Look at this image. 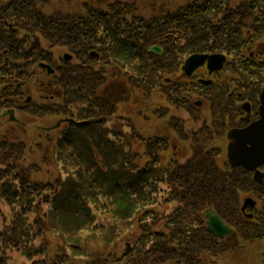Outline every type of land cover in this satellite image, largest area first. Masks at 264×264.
Masks as SVG:
<instances>
[{"label": "rangeland", "instance_id": "obj_1", "mask_svg": "<svg viewBox=\"0 0 264 264\" xmlns=\"http://www.w3.org/2000/svg\"><path fill=\"white\" fill-rule=\"evenodd\" d=\"M51 2L53 6L45 5L40 11L51 22L59 17L68 20L67 29L63 28V32L58 33L59 37L50 33L45 27L48 24L38 21L29 25L25 20L17 25L10 23L8 26L11 31L9 41L12 34L18 40L26 37L23 45H27L32 40L33 43L37 41L46 43L45 40L55 39L56 41L51 42V45L56 56L53 57L54 59L33 56L25 58L26 61L21 63L24 69H28L27 79L25 78L24 82L31 85L26 91L28 94L22 96L21 104L25 105V101L28 103L33 97L38 99L51 95L49 101L41 105L33 104L34 109L29 106L28 108L33 110L32 113L27 114V110L21 104L18 106L16 101L5 99L7 103L5 109L8 113L15 111L12 112L15 118L7 120L6 115L0 116V229L8 227L3 231L8 232V240L11 235L10 245L14 248L8 246L5 262L8 264H254L251 260V249L243 246V224L247 223V220L243 218L240 205L247 195L239 194L236 197L233 194L238 209L235 205L228 208L229 202L233 200H230L229 193L223 194V191L226 184H228L227 190H232L233 186L234 191L238 178H242L241 171L233 170L226 165L229 142L226 139L227 133L239 130L237 126L243 123L239 120L243 113L239 106L242 108L243 104H254L256 99L248 93L249 89L254 84L253 88L264 84V21L257 20L255 25L254 22L250 25L248 19H243V14L248 17L259 14L263 17L264 5L261 7L260 4V9L254 10L247 6L251 0H51ZM117 2L123 3L124 6H118ZM126 4L129 10L134 11V15L128 14V11L122 13L127 10ZM191 5H195V8L193 9ZM177 8L187 13L185 19L175 20L174 15L163 16ZM201 9L210 13H203ZM260 10L262 11L259 12ZM72 18H77L75 23H70ZM190 20L192 31H185L186 27L184 28L183 24ZM225 22L229 23V27H236L239 30L238 40L234 41L233 34L225 35L224 31H220L222 23ZM244 22L254 30L249 32L248 40L244 35V32L248 31L247 26H243ZM135 24H142L144 27L139 31L137 27L141 26L134 28ZM214 25H216L215 30ZM130 27L135 29V36L147 40V49L163 48V52L149 54L139 48L138 56L144 54L149 60L147 63L156 67L168 66L165 57L173 62L179 58L181 62L186 54L195 51L197 47L198 53L209 52L208 54L212 55H217L226 49L233 58L228 61L229 65L222 69L218 78L217 74H213L216 76V79L214 78L216 84L224 77L223 83L211 86L201 83L192 88L189 82L193 76L188 77L185 82L182 79V82L174 84V89L168 92L171 100L167 102L163 96L164 85L159 86L157 74L152 71L151 65L150 72L156 74L155 86L158 87L156 93L151 95L146 94L148 90L146 93L142 91L147 86L152 89L151 75L144 81V86L140 85L139 89L133 87L126 75L128 69L134 68V65L130 66L129 61L124 62L114 54L117 50L115 47L117 42L123 38L137 42L132 39L133 34H127ZM240 29H242L241 33ZM27 32L31 35L25 36ZM206 37H209V41L199 49L197 42L205 41ZM14 43L18 49L21 48L16 42ZM57 43L60 44L56 45ZM49 47L50 45L46 43L42 48L49 52L51 50ZM63 53H70L71 58L72 55L76 57L71 67L59 72L62 76L56 74L46 79L45 77L33 79L36 73V71L32 72L33 67H44L50 61L54 63L61 55L64 56ZM252 57L256 59L258 67L252 71L246 70L244 67L248 65L243 66V63ZM122 63H125L127 69ZM205 65L203 63L199 68H204ZM206 71L208 72L207 67ZM252 74L254 76H251ZM205 75L203 74V80L209 78ZM227 75H229L228 79ZM162 79L164 82V77ZM54 90L59 94L54 96ZM230 92L236 93L230 96L228 95ZM196 93L198 94L195 95ZM198 98L201 100L199 106L196 105ZM230 105L232 107L229 110ZM92 108L95 109L96 114L100 112L105 113V116L110 115L106 117L110 120L107 121V125L115 126L116 129H119L121 124L136 128L132 136L136 138L141 134L139 139H143L145 143L144 146L143 143L140 144V140H133L134 152H138L137 168H147L149 170L147 176L151 174L153 180L157 181L161 177L164 181L159 184H155L157 182L149 184L146 191L157 204L153 208L147 206L144 211L142 209L143 213L141 212L146 214L150 211L151 219L147 222L151 225L157 223L149 232L145 231L148 230L149 225L142 224L146 221L141 214L136 221L125 217L111 218L110 211L104 212L103 208H96L95 214L100 224L101 221H106L105 227H109L106 232L99 230L104 226L99 224L94 228L97 229L95 231L87 229L80 234L77 233L79 235L76 237L72 233L63 237L50 229L48 231L46 223L42 220L44 211L49 207L48 196L59 190L56 189L57 184L64 181L68 171L65 164L56 162L54 155L56 145L71 125L77 121L79 123L81 116L88 118V115H85L86 111L90 112ZM144 109L146 113L140 115L139 113L144 112ZM215 113L220 121L216 120ZM182 128H185L186 135H183ZM214 131L222 134L216 135ZM152 137L158 138L156 141L161 142L164 139L167 143L163 145L160 142L156 143L155 148L152 146L147 152L146 145ZM7 143L14 146L5 148L3 144ZM210 159L212 162H208ZM98 160L103 163L101 158ZM192 160H195V165L192 164ZM176 167L179 172L170 179V171ZM243 178L253 181V177L251 178L249 174L244 175ZM8 184L20 186L22 192H27L29 195L31 193L27 190L34 187L36 195L27 197H36L38 203H41L37 207L38 211L31 213L32 217L28 216L26 221L28 224V220H31L29 226L32 228L31 235L37 234L27 247L30 255L26 250H20L25 244L23 238L19 241L24 229H17L14 223L13 213L16 211V206L12 212V205L15 204L16 199L9 196ZM41 186H44L42 193H40ZM48 187H52V191L48 195L43 194ZM213 189L218 193L214 194ZM261 191L264 192V189ZM13 192L11 196L14 195ZM248 193L250 188L246 194ZM261 197L264 200V194ZM6 199L10 201L5 203ZM8 202L10 205H7ZM207 210L216 211L227 223H231L230 226L233 224L232 232L225 237L210 236L204 227L210 217ZM39 222L44 225L47 234L40 235L44 232ZM169 222H171L170 226L167 225ZM261 222L264 224V216ZM17 230L21 233L18 234ZM239 230L242 232L241 236ZM14 232H17L14 235L15 240L12 238ZM234 232L239 235V243ZM231 236L234 238L228 241L227 237ZM29 238L32 239L31 236ZM204 238L209 242L207 245L203 242ZM73 243H76L75 248ZM192 244H200L204 249L199 252L192 251L190 247ZM141 249L143 250L140 251Z\"/></svg>", "mask_w": 264, "mask_h": 264}, {"label": "trees", "instance_id": "obj_2", "mask_svg": "<svg viewBox=\"0 0 264 264\" xmlns=\"http://www.w3.org/2000/svg\"><path fill=\"white\" fill-rule=\"evenodd\" d=\"M117 4L118 6H124V4L121 2H117ZM251 4H256L258 10L260 9V4L261 7L264 5V0H251ZM45 5L53 6L51 0H0V56H2L0 57V70L4 69V71L7 72L8 76H10L9 80H7L9 83L14 82L15 80L21 81L20 79L23 77V74H26L28 69H24L21 63L25 62V58L27 59L29 57L26 53H24V51H27L29 44L32 43L28 42L27 45H23L22 48L18 49V47L14 43L15 39L18 41V45L23 44V40H18L13 34L11 35L12 38L9 41L8 37L11 34V31L8 29V26L10 23L17 25L27 20L29 22V25H31L36 21L42 22V24H48L45 27L48 28L50 33L54 34L56 37H59V34L63 32V28L67 29L68 20H63L59 17L53 22L48 21V17L44 15L42 11H40L41 8ZM195 5H191V7L194 9ZM126 6L127 10L123 11L122 13L128 11V14L134 15V11L129 10L127 4ZM201 10H203V13H210V11H204V9ZM261 11L262 10H260L259 12ZM186 15L187 13H184V11L182 10L176 11L173 17L175 18V20L177 18H181L180 20H182L185 19ZM261 18H264V16ZM136 19L139 20V18L137 17ZM76 20L77 18H72L70 23H75ZM191 25V20L188 21V23L184 22L183 27H186L185 31H192V29H190ZM11 26L14 25L11 24ZM243 26H245V24ZM133 27H137L138 30L141 31V28H143L144 26H142V24H135V26ZM134 28L130 27L127 31V34H133L134 36L131 37L132 39L134 38L133 40L137 42L134 43L126 39L124 40L123 38V40L117 42L115 46L117 50L114 54H116V56L124 62L129 61L131 64L130 66L134 65V68L130 67L128 69L127 73L129 75L127 74L126 76L129 80V83H131L130 85L139 89L140 85H145L144 81L148 80L150 75L151 85H155L156 74H152L149 69L152 67V71L156 73L157 71H159V66L156 67L153 66V64L149 65V63H147L149 62V60L144 54L138 56L139 48H142L148 53V42L144 38L141 39L140 37L135 36L136 32L134 31ZM241 30L242 29H240V33ZM220 31H225V33H232L235 36L234 41L238 40L237 32L239 30H237L236 27H229L228 24H226L222 29H220ZM30 35L31 34H29L28 32L25 34V36ZM206 40L197 42V45H199V49H202V47L209 41V37H206ZM53 41L56 40H49L48 42L51 43ZM33 44L35 43L31 44V49L29 48V51L32 50L33 52H37L38 49H32ZM41 44L42 43H40V45ZM42 47L43 45L40 46V50L44 51ZM197 49L198 47L196 48V50ZM2 51L5 53L1 54ZM256 62L257 61L254 58L247 59L243 63V66L248 65L249 68H244L246 70L252 71L254 68L258 67ZM122 64L127 69L125 63ZM251 76H254V74H252ZM147 87L145 88V90L143 88L142 91H144V93H146V91L150 89ZM155 87L156 86H153L152 88L154 89ZM0 97L2 98L0 99L1 108V104L3 100H5L3 98L2 92H0ZM93 109L94 108H92V111L90 112L86 111L85 115H88L87 119H85V116H81L79 118V123L77 121L74 125H71L56 145L54 154L57 160L56 162H62L63 165L65 164L64 166L66 169L68 168V171L66 172L67 175L64 181L59 183V185L57 184L56 189L59 190L52 192L51 195L48 196V199H50V201L48 202L49 207L46 211H44L42 220L44 221V223H46L48 231L50 229L53 233L63 237H65V235L67 236V234L69 233H72L73 236L76 237L80 234L81 231H85L87 229L92 231L97 230L94 228L96 226H99L100 221L97 218L95 211L96 208H103L104 212L110 211L112 215L111 218L125 217L129 218V220L131 221H136L138 219V216L141 214L142 217H145L144 219H142L146 221L142 224L148 223L149 225L148 230L145 231L149 232L152 229L151 227H153V225H156L157 223L153 225L149 224V222L147 221L151 219L150 216L152 215V213L148 211L149 213L147 212L146 214H142V209L144 211L147 206L153 208L155 207V205H157L156 201H153V198H150L146 191L148 190L149 184L155 182H157L155 184H159L161 177H157L158 180L155 181L152 179L153 175H146L149 171L147 168H137L136 158L138 152H134L135 143H133V140H140V144L142 145L143 143L144 146L145 143L143 139H139L141 137V134H139V136L136 138L132 136V133L134 130H136V128L134 126L125 124H121L119 126V129H116L115 126H107V124H105L106 117L110 115L106 114L105 116L104 112V114L100 112L96 114L95 109ZM145 111L146 109H144V112H140L139 114L144 115L146 113ZM156 140L157 139H155V137H152L150 139L151 143L148 142L146 145L147 152H149V148H151L152 146L155 148L156 143H159V141ZM3 145L5 146V148L14 146V144L9 145V143ZM17 145L21 146L20 144ZM138 147L139 146H137V148ZM73 151H75L76 153L72 154ZM98 158H101L103 163H101ZM191 162L193 165H195V160H192ZM203 162L205 163L207 161ZM208 162H212L211 159L208 160ZM178 172V167L173 168V170L170 171V179L173 175H177ZM216 172L217 171H214V173ZM20 188L21 187L17 186L16 184H8V192L10 194L9 196L16 199L15 204L12 205V212H14L16 206V211L13 213L14 223L17 225V229H24L22 231L24 233L19 238V241L23 238L25 244L24 247L20 250H26V252L30 255L31 253L28 252L29 250H27V247L31 243V241H33V237L35 238L37 234L31 235L30 230L32 228L29 227L31 220H28V224L26 221L28 216L32 217L31 213H36L38 211L39 208L37 207L41 205V203H38L36 197H27L36 195L34 187H30V190H27L31 193L30 195L27 192H22ZM51 188L48 187L47 191L43 194L48 195V193L52 191ZM224 188L225 190L223 191V194L229 193L231 195L230 200H233L229 202L230 206H228V208L235 205L236 209H238V205L236 204V197H238L240 191H242L243 193V181L240 179V177L238 178V184L236 187L234 186L235 192L233 191V186L232 190H227L228 184H226ZM11 190L12 192L14 191L13 196H11ZM43 191L44 186H41L40 193H42ZM212 191L214 192V194L218 193V191H216L215 189H213ZM233 194L236 195L235 199H233ZM9 199L4 200V202L6 203V201H10ZM7 205H10L9 202L7 203ZM35 221L37 222L36 219ZM170 223L171 222H169L167 225L170 226ZM39 224L44 232L40 235L47 234L44 225L40 222ZM142 224L140 225L143 227ZM102 225L104 226L99 230L102 229L106 232V229H109V227H105L106 221H101L100 226ZM12 226L15 227L14 225ZM204 227L206 232L210 235L207 227L205 225ZM4 229H8V227ZM4 229H0V264H8V262H5L6 255L9 247H11V235L10 239L8 240V232H4ZM17 232H14L12 235V238L14 240V235ZM19 233L21 232H18V234ZM32 233H34V231ZM30 236L32 237V239L29 238ZM160 237L161 236H159V238ZM203 242L205 245L209 243L205 238L203 239ZM75 244L76 243L72 244L73 248H75ZM200 246V244H192L190 247L192 251L199 252L204 249L203 246H201V248ZM20 247L22 246L20 245ZM142 250L143 249H141L140 251Z\"/></svg>", "mask_w": 264, "mask_h": 264}, {"label": "flooded vegetation", "instance_id": "obj_3", "mask_svg": "<svg viewBox=\"0 0 264 264\" xmlns=\"http://www.w3.org/2000/svg\"><path fill=\"white\" fill-rule=\"evenodd\" d=\"M254 10H257V5H254V8H252ZM243 25V24H242ZM51 58L50 59H54L55 58V54L51 53ZM54 57V58H53ZM42 59H46L45 57H43ZM166 59V58H165ZM67 57L64 53V56L59 57L56 59V61L53 63L50 61L49 65L51 66H55L58 65V67L56 69H54L50 75L55 76L57 74H59V72H64L68 69V67H71L73 64V59L70 61H66ZM220 66V65H219ZM206 65L204 68L199 69L194 76L192 77L193 79L190 80V85H194L196 82L199 85L198 81L200 79H202L203 74H206L205 77H209L207 79H211L214 84H216V81L214 80V78L216 79L220 76L219 74L215 73V75L213 76L214 73H208L206 71ZM3 68V66H2ZM102 70V68H100ZM99 70V71H101ZM36 73L34 74L33 78L34 79H40L42 77L49 78L50 75L49 74H44V67H39L37 66L35 68ZM34 71V72H35ZM164 71V72H163ZM162 72H160V77L161 80H163L162 78L164 77V87H168L167 89H165L163 91V96L164 98L167 100H171L168 96V92L170 93V91H172L174 89L173 85L174 84H178V82H182V79L184 80L183 76L178 73H175V76L169 77L167 74L173 75V70L170 69L169 67H167L166 69H163ZM0 73L2 74V78H0V80H2V82L0 81V90L4 95V98L7 99V95L9 93H13L12 95V100L16 101V103L21 104V100H22V96L24 94H28L26 93V91H28L29 89L25 86L22 85V83H20V81L15 80L14 82L9 83L7 80H9L10 76H8L7 72L4 71V69L0 70ZM165 75V76H164ZM213 76V78L211 77ZM168 77V78H167ZM224 78V77H223ZM220 79V81H222V79ZM206 79V78H205ZM195 84V85H197ZM43 85V84H41ZM181 85H183V83H181ZM181 88V87H180ZM193 88V86H192ZM15 89H17L15 91ZM20 90V91H19ZM236 92H230V96L234 95ZM55 94H59V92H56L54 90L53 95L56 96ZM239 96V93H237ZM262 94V89L259 90V88L257 90H255L252 94V96H255V102L254 104H243V110H247L249 109L251 111V113L249 115H247L244 111L241 115L240 112H238L241 116H240V121H242V125L237 126L239 128H246L247 126H249L251 123L258 121L260 119V100L259 97ZM197 95V94H195ZM29 96V95H28ZM51 98V95L44 96V97H39L38 99L36 98H32V100H30V102L26 103L25 101V105L21 104V106L28 110L30 108H28L29 106H31L34 109V105L36 104H43L45 103V101H49V99ZM11 100V101H12ZM193 100V99H192ZM200 99H196V105H200ZM232 105L229 106V110L231 109ZM245 108V109H244ZM32 109V110H33ZM239 109L242 111V109L239 106ZM211 110V109H210ZM212 115V114H211ZM217 121H220V119H216ZM224 122L226 120H223ZM221 121V123H224ZM215 132V131H214ZM216 135H221L222 133L220 132H215ZM229 139V138H228ZM233 141H231V139H229L228 145H227V150L229 145L232 143ZM237 171H241L242 172V181H243V194L247 195L243 198V218L247 220V223L243 224V246L245 248H249L251 249V260L252 262H254V264H264V224L263 222H261L262 217L264 216V200L261 199L262 194H264L263 191H261L262 189H264V179L260 180V181H251V180H245L243 177L244 175H251L253 177V174L249 171H247L244 167L242 169V167H236ZM261 170L264 171V167H261ZM250 188V193L246 194L249 191ZM248 200H250L249 202H247ZM240 231V230H239ZM210 233V236L214 237L215 235L208 231ZM242 232H239V235L241 236ZM237 232H234V236L236 237V241L237 243H239V235H237ZM234 236L231 237H227V240H231L234 238Z\"/></svg>", "mask_w": 264, "mask_h": 264}, {"label": "water", "instance_id": "obj_4", "mask_svg": "<svg viewBox=\"0 0 264 264\" xmlns=\"http://www.w3.org/2000/svg\"><path fill=\"white\" fill-rule=\"evenodd\" d=\"M160 51L159 48H151V50ZM209 59L210 69H217L219 67L218 61H220V68L223 63L224 57L221 55H192L185 63V70L190 75L197 67L205 63ZM262 105L260 107L261 118L260 120L252 123L249 127L244 129H237L229 133L230 139L233 142L229 145L228 156L230 163L234 166H245L249 170L255 171V179L260 180L262 174L258 167L264 164V92L261 96ZM248 114L250 110L247 109ZM210 216L208 218V227L213 233L219 237H225L232 228L228 226L223 219L215 212H207Z\"/></svg>", "mask_w": 264, "mask_h": 264}, {"label": "bare ground", "instance_id": "obj_5", "mask_svg": "<svg viewBox=\"0 0 264 264\" xmlns=\"http://www.w3.org/2000/svg\"><path fill=\"white\" fill-rule=\"evenodd\" d=\"M248 7L249 8H254V4L249 3ZM256 17H257V19L259 21H261V20L264 21V18H261L260 16H256ZM25 41H26V37H24V39H23V42H25ZM15 42L17 43L18 41L15 39ZM19 46L22 48L23 47V44H19ZM40 46L41 45H40L39 41H37L35 44L32 45V49H38L37 52H33L32 50H30V51L28 50L29 52L28 51H24V53H26L30 58L33 57V56H37V57H40V58L46 57V58H49L50 59L52 57L51 56V53L40 50ZM28 47H30V49H31V46H28ZM0 57H2V56H0ZM74 57H76V56L73 55V58ZM57 67H58V65H55V66H50V68L44 69V74L51 73ZM34 71H35V67H33V71L32 72H34ZM6 95L12 96L10 93L9 94H6ZM151 97L152 96H150V98ZM6 105H7V103L3 100L2 104H1V108H0V116L1 115H6L7 116V120H14L15 114H13L12 112H15V111H12L11 113H8L7 110L5 109V106ZM26 112H27V114H28V112L29 113H32V110L28 109ZM182 125H183V123H182ZM155 139H158V138H155ZM160 181L161 182H164L163 179H160ZM169 202H171V201L169 200Z\"/></svg>", "mask_w": 264, "mask_h": 264}]
</instances>
